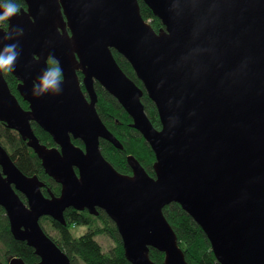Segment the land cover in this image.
<instances>
[{
  "label": "water",
  "instance_id": "95a60500",
  "mask_svg": "<svg viewBox=\"0 0 264 264\" xmlns=\"http://www.w3.org/2000/svg\"><path fill=\"white\" fill-rule=\"evenodd\" d=\"M142 1L160 20L158 31L143 18L139 0H24L26 8L0 28V53L13 44L20 52L11 73L29 105L21 106L0 72V121L62 187L59 197H46L45 184L25 175L0 142V206L11 233L35 250L38 264H71L41 218L65 225L70 207L92 214L100 208L131 264H156L151 248L164 253L165 264H189L163 212L178 203L220 264H264V0ZM49 58L62 79L36 96ZM96 82L151 147L154 176L133 155L131 174L103 156L100 140L123 145L97 111ZM145 92L160 129L145 111ZM32 122L56 146L41 143ZM9 264L26 263L13 257Z\"/></svg>",
  "mask_w": 264,
  "mask_h": 264
},
{
  "label": "trees",
  "instance_id": "16d2710c",
  "mask_svg": "<svg viewBox=\"0 0 264 264\" xmlns=\"http://www.w3.org/2000/svg\"><path fill=\"white\" fill-rule=\"evenodd\" d=\"M1 2L4 3L5 0H1ZM13 2L26 8L24 0H13ZM139 3L143 18L146 21H150L156 31L161 29L163 26L160 20L152 13L151 9L142 0H139ZM7 25L8 22L0 24V28H5ZM113 53L123 71L138 86L143 88L142 83L127 60L114 50ZM4 76L11 91L17 94V81L15 77L11 72L4 73ZM96 89L99 97L97 103L98 113L107 128L123 145V149H117L111 143L101 140L100 149L103 156L120 173L131 174V169L127 163V156L133 155L139 160L146 171L151 176H154L153 164L155 162V155L151 147L143 136L130 126L132 120L118 101L99 84H96ZM20 102L24 108L28 107L27 102L23 100ZM142 102L151 122L157 129H160L161 124L157 109L146 92L142 97ZM32 126L41 143L45 145L54 144L47 132L34 122ZM0 142L11 156L15 165L25 175H37L41 181L46 183V188L43 190L46 196L60 194V185L45 173L41 160L27 145V142L16 131L8 128L2 122H0ZM73 143L78 147H84L80 140L73 139ZM21 197L23 200L25 199L23 195ZM163 212L174 229L179 245L184 251L189 264H220L212 251L210 242L204 231L178 203L167 205ZM64 217L66 220L65 225L50 217L41 218L40 223L47 235L68 255L71 264H131L125 256L123 242L115 223L102 210L98 216H93L87 212L68 209L65 211ZM46 225L57 232V237H53L47 232ZM80 226L87 227L88 231L80 236H75L73 230ZM99 235H106L113 241L114 246L109 251H105L104 247L97 240V236ZM0 245V264H9L13 257L21 258L26 264H38L40 262V258L32 247L26 242L14 238L6 212L1 206ZM150 258L156 264H165L164 253L156 249L151 248Z\"/></svg>",
  "mask_w": 264,
  "mask_h": 264
},
{
  "label": "clouds",
  "instance_id": "9594fccd",
  "mask_svg": "<svg viewBox=\"0 0 264 264\" xmlns=\"http://www.w3.org/2000/svg\"><path fill=\"white\" fill-rule=\"evenodd\" d=\"M0 8L3 9L2 13H0V24H6L21 12V6L13 2V0H5L3 4H0ZM22 31L20 29L21 33ZM16 49L17 45L13 44L5 47L3 52L0 53V72L8 73L14 71L17 58L20 55V52ZM48 64L50 66L47 73L42 76L39 84L36 85L38 88V91L34 92L36 96L43 95L49 90H55L57 82L62 79V72L57 62L49 58Z\"/></svg>",
  "mask_w": 264,
  "mask_h": 264
},
{
  "label": "rangeland",
  "instance_id": "374dc122",
  "mask_svg": "<svg viewBox=\"0 0 264 264\" xmlns=\"http://www.w3.org/2000/svg\"><path fill=\"white\" fill-rule=\"evenodd\" d=\"M148 23H150V21H148ZM16 95L18 96V94H16ZM19 99H20V101H22V98L21 97H19ZM45 227L47 229V232L51 236L57 237V232L55 230L51 229V227L48 226V225H46ZM87 231H88V228L87 227L80 226V227L74 229L73 230V233L75 234V236H80V235L86 233ZM97 240L104 247L105 251H109L114 246L113 241L109 237H107L106 235H99V236H97ZM0 249H1V245H0Z\"/></svg>",
  "mask_w": 264,
  "mask_h": 264
},
{
  "label": "flooded vegetation",
  "instance_id": "af4514ba",
  "mask_svg": "<svg viewBox=\"0 0 264 264\" xmlns=\"http://www.w3.org/2000/svg\"><path fill=\"white\" fill-rule=\"evenodd\" d=\"M8 27V25L6 26V28ZM78 76H79V78L82 80V78H83V75L81 74V72H79L78 73ZM16 79V78H15ZM16 81H17V94H18V96L15 94V93H13L16 97H17V99L19 100V102H20V99H19V97H21L20 96V94H19V92H18V84H19V81L16 79ZM96 84H99V83H95V89H96ZM100 85V84H99ZM101 86V85H100ZM102 87V86H101ZM83 90H84V92H85V89H84V87H83ZM96 92H97V89H96ZM97 95H98V93H97ZM86 96H87V94H86ZM22 98V97H21ZM22 100H23V98H22ZM24 101V100H23ZM98 101H99V97H98ZM98 103V102H97ZM20 104H21V102H20ZM22 106V105H21ZM23 107V106H22ZM24 108V107H23ZM96 108H97V105H96ZM24 109H26V110H28L29 109V105H28V107L27 108H24ZM98 111V110H97ZM132 120V119H131ZM1 122V121H0ZM3 123V122H2ZM33 123V122H32ZM35 123V122H34ZM132 123V122H131ZM33 127V126H32ZM13 130V129H12ZM34 130V129H33ZM35 132V131H34ZM18 133V132H17ZM19 134V133H18ZM22 138V137H21ZM53 141V140H52ZM101 141V140H100ZM54 142V141H53ZM47 146H49V147H54V146H56V144L54 143L53 145H47ZM84 146V145H83ZM82 148V147H81ZM130 167V166H129ZM130 169H131V167H130ZM131 172H132V169H131ZM53 179V178H52ZM56 181V180H55ZM43 182V181H42ZM44 183V182H43ZM56 183L57 184H59L57 181H56ZM45 184V186L42 188V192H43V194H44V189L46 188V183H44ZM60 185V184H59ZM60 187H61V185H60ZM61 189H62V187H61ZM60 194H61V192H60ZM60 194L59 195H54V194H51V195H49V196H46L45 194V196L46 197H50V196H55V197H59L60 196ZM22 195V194H21ZM20 195V196H21ZM24 198H25V196H23ZM22 198V197H21ZM26 199V198H25ZM23 200V201H25V202H27L26 200ZM68 209H73L72 207H70V208H68ZM67 209V210H68ZM73 210H75V209H73ZM75 211H78V212H87V213H89L90 215H93V216H98L99 214H100V211H101V209L100 208H97V211H98V213L97 214H92V213H90L89 212V210L88 209H84V210H81V211H79V210H75ZM103 211V210H102ZM104 212V211H103ZM105 213V212H104ZM107 215V214H106Z\"/></svg>",
  "mask_w": 264,
  "mask_h": 264
}]
</instances>
